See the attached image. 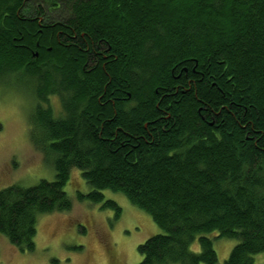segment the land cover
I'll return each instance as SVG.
<instances>
[{
	"label": "trees",
	"instance_id": "1",
	"mask_svg": "<svg viewBox=\"0 0 264 264\" xmlns=\"http://www.w3.org/2000/svg\"><path fill=\"white\" fill-rule=\"evenodd\" d=\"M2 74L33 85L29 141L55 172L0 190L19 251L71 210L77 169L78 201L117 219L110 191L161 230L138 264H216L212 233L237 242L224 264L264 253V0H0Z\"/></svg>",
	"mask_w": 264,
	"mask_h": 264
},
{
	"label": "rangeland",
	"instance_id": "2",
	"mask_svg": "<svg viewBox=\"0 0 264 264\" xmlns=\"http://www.w3.org/2000/svg\"><path fill=\"white\" fill-rule=\"evenodd\" d=\"M33 88L16 75H0V190L54 180L53 166L43 161L29 141L36 107ZM49 103L54 112L60 110L56 98L50 97ZM89 190L80 171L72 169L64 187L71 210L37 218L31 252L19 251L0 235V264H138L141 257L137 247L161 230L148 214L110 191H103V195L120 207L117 219L110 209L78 201L77 194ZM207 236L212 239L216 264H224L237 242L216 239V233ZM190 250L199 252L196 241ZM254 264H264V253L254 256Z\"/></svg>",
	"mask_w": 264,
	"mask_h": 264
}]
</instances>
